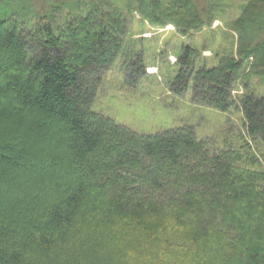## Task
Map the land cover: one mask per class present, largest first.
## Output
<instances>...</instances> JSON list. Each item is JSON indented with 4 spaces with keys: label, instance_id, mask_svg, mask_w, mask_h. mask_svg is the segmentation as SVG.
I'll list each match as a JSON object with an SVG mask.
<instances>
[{
    "label": "trees",
    "instance_id": "16d2710c",
    "mask_svg": "<svg viewBox=\"0 0 264 264\" xmlns=\"http://www.w3.org/2000/svg\"><path fill=\"white\" fill-rule=\"evenodd\" d=\"M134 1L149 24H170L182 36L217 12L209 0ZM242 1L230 27L236 50L207 67L198 64L196 48L184 45L165 79L177 96L190 83L195 104L242 112L238 145L227 148L198 139L187 125L142 134L91 109L103 73L125 51L128 26L115 10L96 0L59 28L42 11L27 29V19L20 22L0 1V98L7 101L0 109V187L9 169H32L22 160L29 132L19 129L22 118L65 146L56 173L72 165L59 186L35 178L40 186L19 207L5 209L0 200V264H167L172 254L200 264L221 247L236 254L235 264H264V169H255L249 155L251 145L264 146V94L247 81L264 78V0ZM131 65L137 85L146 74L142 57ZM237 84L245 90L238 100Z\"/></svg>",
    "mask_w": 264,
    "mask_h": 264
},
{
    "label": "rangeland",
    "instance_id": "374dc122",
    "mask_svg": "<svg viewBox=\"0 0 264 264\" xmlns=\"http://www.w3.org/2000/svg\"><path fill=\"white\" fill-rule=\"evenodd\" d=\"M6 1L19 14L16 16L18 20L27 19H24L27 21L24 27L28 29L40 16L39 12L43 14L41 12L45 11L47 16H52V24L55 28H59L70 21L71 17L84 15L96 0ZM98 1L102 2L101 6L106 11L115 10L122 15L129 32L125 38L124 55H121L103 73L92 100L91 109L138 133H157L187 125L193 128L198 139H206L216 148L236 147L238 133L244 129L241 111L234 109L230 113H223L204 105L194 104L191 101L190 83L186 92L182 96H177L170 92L165 79L168 75H172V71L176 68L177 55L184 45L196 48L198 64L207 67L216 65L223 54L236 50L237 38L230 27L240 13L243 1L209 0L210 5H215L214 9L217 11L213 21L185 36L178 34L170 24L164 27L149 24L138 14L137 3L135 4L134 0ZM97 5L100 4L97 3ZM24 13H27V16H21ZM111 19L116 21L117 18L115 19L113 15ZM90 32L93 33V29H90ZM103 43L104 47L112 46L108 38H105ZM29 44L30 41L26 40L25 45L28 50H31V47L34 48ZM137 57H142L146 74L140 76L141 80L137 85H133L131 64ZM91 65V63L87 65L85 80L91 76L89 71ZM247 81L256 94H264V78L249 76ZM244 91L240 84H237L232 95L238 100ZM6 102L0 98V109L7 108ZM17 124L24 133L27 131L25 126L29 127V132L22 136L26 138L24 139L26 150L22 154V160H31L32 169L30 172L8 170V183L0 187V200L5 209L19 207L24 198L34 194V188L40 186L34 182L35 178L47 176L50 181L48 184L53 183V186H59V177H64V173L70 172L72 167L69 160L64 165L66 172L56 173L55 169L61 166L58 163L67 159V153L64 152L65 146L59 138L48 137L44 132H36L31 119L22 118ZM51 124L56 126L54 123ZM45 129H49V126H45ZM130 149L131 146H128L125 151ZM249 155H253L257 160L258 167H254L255 169H264V146L251 145ZM89 157L95 158L97 162L104 159L103 156L98 157L96 154ZM2 169L0 166V170ZM27 190L30 192L24 195ZM8 193L11 195L8 196ZM215 246L219 247V245L211 247ZM159 254L164 255L166 259L169 257L163 252ZM187 254L190 257L191 251ZM234 257H236L235 253L221 247L200 264H235ZM166 262L167 264H187L190 259L185 260L172 254Z\"/></svg>",
    "mask_w": 264,
    "mask_h": 264
},
{
    "label": "bare ground",
    "instance_id": "6f19581e",
    "mask_svg": "<svg viewBox=\"0 0 264 264\" xmlns=\"http://www.w3.org/2000/svg\"><path fill=\"white\" fill-rule=\"evenodd\" d=\"M132 66V65H131Z\"/></svg>",
    "mask_w": 264,
    "mask_h": 264
}]
</instances>
